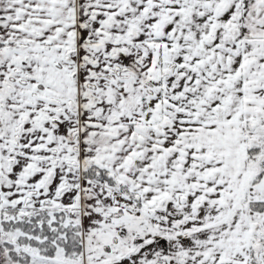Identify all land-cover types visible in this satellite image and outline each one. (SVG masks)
Segmentation results:
<instances>
[{
  "label": "snow or ice",
  "instance_id": "obj_1",
  "mask_svg": "<svg viewBox=\"0 0 264 264\" xmlns=\"http://www.w3.org/2000/svg\"><path fill=\"white\" fill-rule=\"evenodd\" d=\"M0 264H264V0H0Z\"/></svg>",
  "mask_w": 264,
  "mask_h": 264
}]
</instances>
